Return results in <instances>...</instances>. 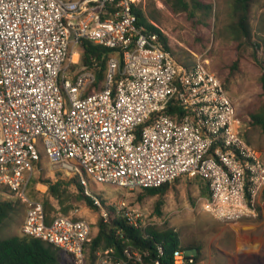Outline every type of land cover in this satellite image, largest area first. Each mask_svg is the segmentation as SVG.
<instances>
[{
  "label": "built area",
  "instance_id": "built-area-1",
  "mask_svg": "<svg viewBox=\"0 0 264 264\" xmlns=\"http://www.w3.org/2000/svg\"><path fill=\"white\" fill-rule=\"evenodd\" d=\"M139 2L0 0V188L26 205L22 235L74 264H145L147 253L92 254L94 223L79 208L48 221L43 203L27 195L44 160L79 179L105 222L123 216L135 228L145 213L125 198L105 207L90 180L132 192L201 177L211 191L205 210L227 222L256 217L264 195V153L242 136L209 60L179 64L140 25ZM85 40L113 51L100 90L95 71L81 66ZM192 256L177 250L174 264H192Z\"/></svg>",
  "mask_w": 264,
  "mask_h": 264
},
{
  "label": "rangeland",
  "instance_id": "rangeland-1",
  "mask_svg": "<svg viewBox=\"0 0 264 264\" xmlns=\"http://www.w3.org/2000/svg\"><path fill=\"white\" fill-rule=\"evenodd\" d=\"M212 9H191L177 11L175 0H140L138 7L166 37V45L181 65H190L195 55L209 60V67L218 75L227 88L239 118L242 121V136L247 142L260 148L264 153V131L251 124L250 115L259 113L264 104L261 78L264 74V0H253L249 16V38H237L232 32L236 22L233 0H205ZM33 174L38 179L27 195L43 202L48 214L57 216L64 213V206L72 210L79 208L87 220L94 223L93 237L98 233L101 215L85 201L77 198L75 185L68 188L69 195L63 205L49 194L44 181L62 178L57 170L49 167L46 160ZM66 177V176H64ZM69 180V177L64 178ZM89 190L97 195L109 209L125 198L130 206L145 213L144 227L157 230H173L188 254H196L197 264H264V197L256 217L237 222H227L214 217L205 210L207 189L201 178L183 177L173 184L165 197L163 214L154 210L156 197L140 195L141 190L128 192L118 186L89 181ZM0 188V199L14 201V209L0 227V238L22 235L26 216V205L17 198H10ZM68 212V214H70ZM62 264H73L71 259Z\"/></svg>",
  "mask_w": 264,
  "mask_h": 264
},
{
  "label": "trees",
  "instance_id": "trees-1",
  "mask_svg": "<svg viewBox=\"0 0 264 264\" xmlns=\"http://www.w3.org/2000/svg\"><path fill=\"white\" fill-rule=\"evenodd\" d=\"M252 1L253 0H233L236 22L232 26V32L237 38H249L251 36L249 16ZM175 4L176 8L174 10L177 11H189L191 9L203 8L212 9V5L207 4L205 0H175ZM136 12L140 19V25L144 26L150 32L158 33L165 48L169 51L166 45V37L160 29L149 21L145 13L139 7L136 8ZM79 50L81 52V66L95 71L97 75L95 89H102L106 81L109 60L113 51L109 48L95 45L87 40L81 42ZM261 85L264 98V74L261 78ZM92 91L93 88L90 89L89 92ZM250 120L252 125L258 126L264 131V104L259 113L250 115ZM58 174L63 176L60 172ZM63 177L56 181L50 179L44 181L48 186L49 194L52 198L65 205V201L69 195L68 188L70 185H75L79 191L77 198L81 201H85L91 207H94L91 199L85 194L84 186L77 177L70 178L68 181L64 180ZM201 179L204 181V185L208 191L207 197H210L211 191L209 183L207 180ZM36 183H39L38 179L32 178L29 183V188L31 189ZM169 188L170 184L163 185L159 188L142 189L141 191L143 193L140 195V198L142 199L144 196L156 197L157 201L155 202L154 211L158 215H162L165 206V197ZM18 201L22 202L20 199H18ZM43 205L48 221H51L53 218L48 214V207L44 203ZM64 208V213L69 215L68 212L70 208L66 206H64ZM13 209V200L3 201L0 199V227L9 218ZM160 247L163 248V254L159 251ZM90 248L92 254L100 249L114 248L116 249L118 257H124L126 249L130 252L140 251L147 253L144 255L145 264H174V253L177 250L187 251V249H193L184 247L173 230H157L151 226L135 228L130 226L123 216H114L113 219L107 222L101 217L98 222V233L94 236ZM194 250H196V254H191L193 256L190 258L194 260L192 264H197L201 255L198 248ZM63 255L69 257L73 262V258L69 254L39 238L26 235L0 238V264H62V262L66 260Z\"/></svg>",
  "mask_w": 264,
  "mask_h": 264
},
{
  "label": "bare ground",
  "instance_id": "bare-ground-1",
  "mask_svg": "<svg viewBox=\"0 0 264 264\" xmlns=\"http://www.w3.org/2000/svg\"><path fill=\"white\" fill-rule=\"evenodd\" d=\"M75 60H77L78 59V56H75V58H74Z\"/></svg>",
  "mask_w": 264,
  "mask_h": 264
},
{
  "label": "crops",
  "instance_id": "crops-1",
  "mask_svg": "<svg viewBox=\"0 0 264 264\" xmlns=\"http://www.w3.org/2000/svg\"><path fill=\"white\" fill-rule=\"evenodd\" d=\"M81 215H82V213H81ZM83 216V215H82ZM84 217V216H83Z\"/></svg>",
  "mask_w": 264,
  "mask_h": 264
}]
</instances>
